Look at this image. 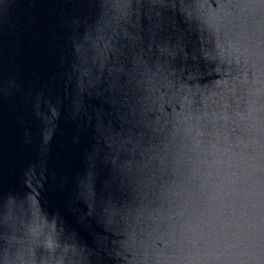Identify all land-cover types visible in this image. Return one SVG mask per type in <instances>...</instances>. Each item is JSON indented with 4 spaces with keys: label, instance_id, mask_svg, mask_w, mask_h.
<instances>
[{
    "label": "water",
    "instance_id": "obj_1",
    "mask_svg": "<svg viewBox=\"0 0 264 264\" xmlns=\"http://www.w3.org/2000/svg\"><path fill=\"white\" fill-rule=\"evenodd\" d=\"M0 264H264V0H0Z\"/></svg>",
    "mask_w": 264,
    "mask_h": 264
}]
</instances>
